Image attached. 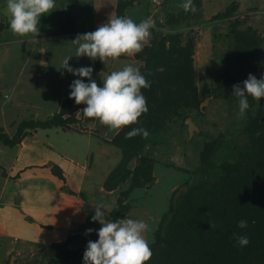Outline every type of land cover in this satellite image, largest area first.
<instances>
[{
	"label": "rangeland",
	"instance_id": "1",
	"mask_svg": "<svg viewBox=\"0 0 264 264\" xmlns=\"http://www.w3.org/2000/svg\"><path fill=\"white\" fill-rule=\"evenodd\" d=\"M115 2L55 0V8L41 16L37 36H19L10 30L4 11L6 0H0V132L11 136L20 123L19 138L25 135L20 148V141L12 146L0 142V186L17 149L13 169L21 166L19 175L9 178L2 189V199L10 202L12 222L5 240L18 243L16 248L12 245L13 264H83L87 242L98 239L95 230L101 224L91 219L93 214L84 215L86 218L71 214L69 223L58 217L70 212L71 198L65 193L72 195V200L78 197L81 210L83 202L93 200L97 204L108 203L112 211L121 213L113 212L120 218H115L112 211L106 213L108 221L129 217L144 221L149 226L144 235L150 246L157 241L156 231L159 237L166 235L169 216L160 227L158 224L168 206L191 202L199 207L200 215L205 216L201 211H206L211 220L213 207L223 210L233 196L227 189L228 183L222 181L218 185L211 180L220 178L226 169L235 176L247 169V163L239 161V155L261 132H249L247 123L260 113L258 107L264 106V98L256 101L248 96L249 108L240 117L239 98L232 94V86L242 87L249 74L257 79L264 74V0H193L196 10L187 11L184 18L171 24L165 21L171 16L168 13L177 16L183 10L178 5L184 0H130L122 15L136 23L152 19L155 22L150 30L152 41L163 36L166 49L170 45L167 36L176 33L179 43H174L175 49L186 47L187 40L191 42L190 67H184L180 76L175 72L178 81L175 86L155 89L157 99L170 91L184 104L175 105L176 110L165 116L153 112L147 119L143 113L136 125L121 129H111L100 125L98 119L84 117L85 105H77L69 98V85L80 77L61 68L69 56L68 63L73 68L95 64V60L86 56H75L77 45L72 40L94 31L114 16ZM61 15H64L63 28L58 21ZM236 40L246 42L245 47L237 45ZM237 47L241 48L239 53ZM40 48H43L41 56ZM142 52L137 57L122 55L118 59L99 60L92 78L102 86L107 74L121 70L126 64L137 67L143 75ZM162 69L161 64L156 66L157 71ZM157 71L150 74L152 83ZM148 93L143 94L147 108L155 111L153 107L159 101L149 104ZM69 115L74 118L72 122L59 125L58 118L67 119ZM53 116L57 124H38ZM156 116L160 119H153ZM185 116L195 125L191 133ZM93 120L97 121L90 126ZM136 127L146 129L147 137L126 138L125 134ZM60 131L65 133L62 135ZM256 144L264 152V140ZM206 154L208 162L203 161ZM122 156L128 157L124 164ZM25 162L32 164L24 167ZM21 180L27 195L20 207L15 195ZM207 182L215 188L208 189ZM52 206L55 217L47 211ZM43 223L54 228H45ZM86 229L94 231L86 234ZM23 240L26 242L20 244ZM158 243L166 246L161 239ZM5 248V244L0 246V259ZM154 257H158L157 252Z\"/></svg>",
	"mask_w": 264,
	"mask_h": 264
},
{
	"label": "clouds",
	"instance_id": "2",
	"mask_svg": "<svg viewBox=\"0 0 264 264\" xmlns=\"http://www.w3.org/2000/svg\"><path fill=\"white\" fill-rule=\"evenodd\" d=\"M178 7L186 12L196 10L193 0H184ZM54 8L55 0H6L4 11L13 34L37 36L41 16ZM154 26L155 22L150 18L136 23L130 17L111 16L94 31L80 34L72 40L77 45L75 56H86L102 62L109 58L118 59L122 55L134 57L146 45L151 47L150 30ZM70 57L63 61L61 68L80 77L69 85V98L74 99L77 105H85L82 108L84 117L98 119L100 125L111 129H121L138 123L139 117L148 111L147 100L141 89L150 87V83L137 67L126 64L121 70L107 74L102 80V86H98L92 78L93 69L88 66L71 67L68 63ZM81 78H87L88 82ZM232 87V94L239 98L238 116L243 117L249 108L248 96L256 101L264 98V74L259 79L249 74L242 81V87L240 84ZM136 135L147 137L148 132L143 127H136L125 134L126 138ZM109 211L108 204H94L91 219L98 221L101 227L95 230L98 239L87 242L83 264H146L152 256L144 235L149 226L144 221L130 217L108 221L105 216ZM237 226L246 228L247 221L240 220ZM93 231L86 229V234ZM235 238L241 247L249 243L247 236L235 235Z\"/></svg>",
	"mask_w": 264,
	"mask_h": 264
},
{
	"label": "trees",
	"instance_id": "3",
	"mask_svg": "<svg viewBox=\"0 0 264 264\" xmlns=\"http://www.w3.org/2000/svg\"><path fill=\"white\" fill-rule=\"evenodd\" d=\"M129 3L130 0H116L114 16H123V8ZM184 13L187 14L182 9L177 12V16L168 13L172 17L168 16L165 21L169 24L173 21L178 22L184 18ZM58 21L60 27L63 28L65 23L61 22V18ZM169 35L166 36L169 37L170 45L166 49H164L162 43L163 39H165L163 36L155 41H152L151 37V47L146 45L142 52V59L145 63L143 67L144 72L142 71V73L146 80L149 81L150 87L147 91H145L146 88H142L141 92L142 94L149 92V104L152 101H159V104L155 103L153 107L156 108L155 111H152L150 107L144 114L147 119L153 116V112H160V116H165L166 114L168 115L169 111L173 113L176 110L175 105L184 104V102L178 99L177 95L170 94V91L166 94L165 92L161 94V98L159 99H157L155 94L156 88L162 89L165 86L170 88L178 84L176 75L180 76V71L182 72L184 67H190L189 54L191 42L187 40L185 43L186 47L180 46L175 49L174 43H179L178 35L176 33ZM236 41L237 45L245 47L246 42L242 40ZM237 49L239 53L241 48L237 47ZM159 64L163 66V69L157 71L156 66ZM98 66L99 59L95 60V64L90 63L88 65V67L93 69V72ZM155 71H157V75H155V80L153 79L154 82L152 83L150 74L153 73L154 75ZM81 79L85 81L87 78ZM170 96L172 99H170ZM187 102L189 104L192 103L190 100H187ZM258 108V113H260L249 119L250 122L248 121L247 127L249 132L258 130L261 132L259 135H255L251 139L252 143L244 148V154L239 155V161L247 163L245 165L247 166V171L244 170L243 174L235 176L229 174V169H226L224 173L222 171L223 174L222 176L220 175V178L211 180L212 182L216 181L218 185L223 182L230 185L227 189L230 195L232 194L233 196L228 198V205L225 207L228 211L225 208L219 210L218 207H213L212 213L210 208V212L212 213V219L210 220L205 214L206 211H201V214L205 216L200 215L199 207L192 206L191 202L188 205L168 206L158 224L160 227L165 221L166 216H169L165 223L166 235L159 237L156 231L155 236L157 241L150 245L152 256L146 264H264V152L261 146L256 144L258 141L260 142V139L264 140V119L260 120V117L264 116V106ZM157 118L158 120L160 119L158 116L153 119ZM56 119L53 116L37 122L41 126H48L50 124H57ZM65 119L58 118V121H60L59 125L65 121L66 123L68 121L72 122L74 118L72 115H69ZM20 131L21 124L19 123L15 133L11 136L0 132V142L8 146L16 144L20 140ZM111 142L116 144L113 140ZM207 156L208 154L204 156L203 161L208 162ZM127 160L128 157L122 156L121 164H124ZM110 173L109 177L112 175ZM207 184L208 189L215 188L211 183L207 182ZM207 202H209L208 199ZM111 214L115 218H120L114 215L113 211ZM240 220L247 221L246 228H239L237 226V222ZM184 234L186 236H183ZM234 234L247 236L249 243L241 247L237 243ZM160 239L166 243V246L159 245L158 240ZM155 252H157V258L154 257ZM200 252H202V256ZM161 257L164 258L163 261L159 260Z\"/></svg>",
	"mask_w": 264,
	"mask_h": 264
},
{
	"label": "crops",
	"instance_id": "4",
	"mask_svg": "<svg viewBox=\"0 0 264 264\" xmlns=\"http://www.w3.org/2000/svg\"><path fill=\"white\" fill-rule=\"evenodd\" d=\"M139 53H137L135 56L137 57V55H138ZM97 120H93V122L90 124V126L92 125H94L95 124V122H96ZM86 126V125H85ZM87 127H89L88 125H87ZM53 129H50L49 131H52ZM61 132V131H60ZM69 132V131H68ZM63 133H65V132H61V134L63 135ZM26 135H28V134H26ZM25 136V135H24ZM24 136H22L21 138H20V145H19V148L22 146V144H23V137ZM3 144V143H2ZM98 145V147H100V145L99 144H97ZM101 148V147H100ZM98 149V148H97ZM102 149V148H101ZM102 150H104V149H102ZM18 151H19V149H17L16 150V152H14V154H13V160H11L10 162H9V164H7L8 166H7V173L3 176V178H2V183H1V188H0V246L1 245H3V244H5L6 245V248L4 249V252L2 253V256H1V259H0V264L1 263H3V262H5L6 261V259L9 257V255L10 254H12V245L13 246H15V248L17 247V245H18V243H14V242H12V241H14L13 239H12V241L11 240H5V237H6V234H8V233H10V229H9V225H10V222H11V220L9 219L10 218V215H11V211L9 210V204H10V202H8V201H6V200H4V199H2V194H3V190L2 189H5V186H4V183L5 182H8L9 181V178H12V179H15L16 178V175H19V171H21V169H20V167L17 169V167H15L14 169H13V165H14V161H16V159H17V155H18ZM16 154V155H15ZM15 155V156H14ZM69 156V155H68ZM69 160H70V158H69ZM41 164H42V162H40ZM39 163V164H40ZM32 163L31 162H25L22 166H24V167H26V166H29V165H31ZM94 166H92V168H93ZM14 170H18V172H16L15 174L13 173L14 172ZM87 172V171H86ZM91 176H93V174H91ZM100 178V177H99ZM98 178V179H99ZM22 180H24V179H22ZM22 180L20 181V183H19V185H18V189H16V195H15V197H18V204H19V206L21 207V205L20 204H22L23 203V199H25L26 198V193H25V190L23 189L24 187H23V185L21 184L22 183ZM89 180H91L92 182H94V180L93 179H89ZM12 181H14V180H12ZM101 181H102V178H101V180H100V182H99V185L101 184ZM77 187H80L81 188V186L80 185H78ZM74 190H75V188H74ZM9 192H13V191H9ZM8 193V192H7ZM65 193V192H64ZM63 193V195H65L66 194V196H68L67 198H71V207H70V212H69V215H66V213H67V211H65L66 209H64V211L66 212V213H64L63 215H57L58 217H61V219L62 220H64V221H68V223L72 220V215L71 214H73L74 215V213H77L76 215H77V217H79V218H86L84 215H88V214H90V215H92V213H88L87 211H85V210H81V206L80 205H78V197L77 196H74V199L72 200V195H69V193H65L64 194ZM93 201V200H92ZM83 204V203H82ZM81 204V205H82ZM97 204V203H96ZM22 206H23V204H22ZM52 209H48L47 211L49 212V213H51L54 217H55V208H54V206H52L51 207ZM11 224H12V222H11ZM16 224V223H15ZM45 224L46 223H43L42 224V226H45ZM47 227H49L50 229H52V228H54V226L52 225V224H47V226H45V228H47ZM11 241V242H10ZM29 241V240H28ZM53 241V240H52ZM25 243L26 241L25 240H23L22 242H20V244L21 243ZM17 244V245H16ZM15 250V249H14Z\"/></svg>",
	"mask_w": 264,
	"mask_h": 264
},
{
	"label": "water",
	"instance_id": "5",
	"mask_svg": "<svg viewBox=\"0 0 264 264\" xmlns=\"http://www.w3.org/2000/svg\"><path fill=\"white\" fill-rule=\"evenodd\" d=\"M64 15H61V21H63V19H64V17H63ZM43 53V48H40V53H39V56H41V54ZM264 117L262 116V117H260V120L261 119H263ZM184 121H185V123H186V126H187V130H188V132L189 133H191V131H192V129H193V127H195V125L192 123V121L190 120V117L189 116H186L185 118H184ZM94 204H96L94 201H92V200H87V201H85V202H83V204H82V209L83 210H85V211H87L88 213H92V214H94ZM103 204H108V203H101V204H96V205H103ZM109 205V204H108ZM103 210V209H102ZM110 211H112V207H111V205H110ZM109 211V212H110ZM115 214H118V215H121V213L120 212H118L117 210H114L113 211ZM108 213V212H107ZM13 255H11L10 256V260H9V263L8 264H13ZM2 264V263H1Z\"/></svg>",
	"mask_w": 264,
	"mask_h": 264
},
{
	"label": "flooded vegetation",
	"instance_id": "6",
	"mask_svg": "<svg viewBox=\"0 0 264 264\" xmlns=\"http://www.w3.org/2000/svg\"><path fill=\"white\" fill-rule=\"evenodd\" d=\"M11 255H12V254L9 255V257L7 258V261H6L7 263H5V264H8V263H9V260H10V256H11Z\"/></svg>",
	"mask_w": 264,
	"mask_h": 264
}]
</instances>
